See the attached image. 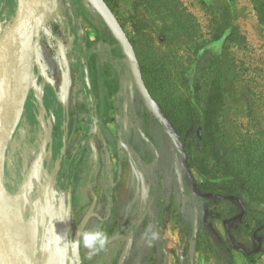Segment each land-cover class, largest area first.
Wrapping results in <instances>:
<instances>
[{
    "label": "rangeland",
    "instance_id": "obj_1",
    "mask_svg": "<svg viewBox=\"0 0 264 264\" xmlns=\"http://www.w3.org/2000/svg\"><path fill=\"white\" fill-rule=\"evenodd\" d=\"M106 1L136 43L150 86L155 87L156 71L167 76L176 95L188 90L185 78L191 75L197 85L209 75L218 77L225 93L222 121L227 136L234 143L251 137L264 147V26L251 0H180L196 17L198 44L205 47L199 55L196 45L169 53L163 36L150 26L143 28L160 22L145 14L144 20L136 18L137 0ZM17 9L18 0H0V42ZM226 9L235 33L226 42H216V20ZM137 25H142L140 34ZM21 56L9 66L11 86L15 78L21 83L18 102ZM158 58L166 69L155 67ZM47 90L51 103L63 105L57 108L66 134L60 135V145L67 137L64 159L59 145L54 152L48 150L43 113ZM29 95V111L8 149V195L2 201L22 196L23 218L37 232L34 264H264V202L247 196L239 185L232 192L197 172L195 160L203 153L201 114L183 134L162 124L164 133L144 105L121 45L86 0H53ZM97 131L101 135H89ZM92 137L96 158L89 147ZM118 139L133 155L118 149ZM138 159L147 166L145 172ZM212 166L209 162L210 170ZM89 229L107 233L106 249H73L80 233ZM55 234L63 237L59 247L52 243Z\"/></svg>",
    "mask_w": 264,
    "mask_h": 264
},
{
    "label": "trees",
    "instance_id": "obj_2",
    "mask_svg": "<svg viewBox=\"0 0 264 264\" xmlns=\"http://www.w3.org/2000/svg\"><path fill=\"white\" fill-rule=\"evenodd\" d=\"M251 1L260 24L264 26V0ZM134 10L139 20L153 17L160 22V25L146 24L143 28L150 26L158 35L163 36L169 53L176 48L189 50L196 45L195 54L199 55L200 51L205 49L201 46L202 43L198 44V39L201 37L196 17L181 6L180 0H137L134 2ZM230 21L231 13L226 9L222 17L216 20L214 41L226 42L234 35ZM140 26L142 25H137L139 34L142 29ZM132 44L136 51V43L132 42ZM139 63L144 77L147 68L140 60ZM154 64L158 69L167 68L166 62L159 58ZM152 76L156 79L155 87L150 86L149 80H145V83L161 106L167 126L170 125L177 134L181 135L195 125L198 114L203 118V125L198 131L203 153L195 160L197 172L203 177L216 180V184H220L218 187L226 185L232 192L237 191L239 185L246 190L247 196L264 202V147L251 137L234 143L227 136L229 133L222 121L226 100L221 80L209 75L201 85H197L199 83H195L191 75L190 78H185L189 83L188 90L185 93L179 91V95H176L177 91L173 92L172 88L168 87L167 76L162 77L157 71ZM159 98L163 103H160ZM209 162L213 163L211 170ZM214 169H217V172L212 175Z\"/></svg>",
    "mask_w": 264,
    "mask_h": 264
},
{
    "label": "water",
    "instance_id": "obj_3",
    "mask_svg": "<svg viewBox=\"0 0 264 264\" xmlns=\"http://www.w3.org/2000/svg\"><path fill=\"white\" fill-rule=\"evenodd\" d=\"M86 2L100 15L112 35L121 45L145 106L155 118L166 125L163 110L146 86L137 53L125 29L105 0H86ZM52 12L53 0H18V9L13 25L0 42V194L3 195H8L5 181L8 149L28 100L34 64L39 54L40 39L50 22ZM26 46H28L27 54L25 58H22L21 99L15 117L6 119L4 104L7 99L11 58L18 56ZM30 47L33 49L31 52ZM49 137L51 139V133ZM0 212V264H33L21 245L12 238L11 228L3 221L5 214L3 211ZM37 227L39 226L37 225Z\"/></svg>",
    "mask_w": 264,
    "mask_h": 264
},
{
    "label": "bare ground",
    "instance_id": "obj_4",
    "mask_svg": "<svg viewBox=\"0 0 264 264\" xmlns=\"http://www.w3.org/2000/svg\"><path fill=\"white\" fill-rule=\"evenodd\" d=\"M25 48L22 49V51L19 53L18 56H13L11 58V63L21 56ZM22 58H25L23 54L21 56V61H22ZM18 74L19 76H21L19 72ZM13 79H14L13 71L10 70V67H9V83L7 84V99L4 104L6 119H13L15 117L16 112H17V107L19 104L18 96H19L20 91L18 90H19V86L21 85V83L17 80L18 78H15V82L11 86ZM16 81H18V83H16ZM4 196L5 195L0 194V211H3L4 214L6 215V216L2 215L4 219L3 221L5 222V224H8V226L11 228L12 238L16 242H18L19 245H21L27 257L34 264L35 262L34 259L36 258L35 254L37 252V242H38L37 232H36V229L33 223L29 221H25L23 218V215H24L23 198L22 196L19 195V197H17L15 200L2 201V199L5 198Z\"/></svg>",
    "mask_w": 264,
    "mask_h": 264
},
{
    "label": "flooded vegetation",
    "instance_id": "obj_5",
    "mask_svg": "<svg viewBox=\"0 0 264 264\" xmlns=\"http://www.w3.org/2000/svg\"><path fill=\"white\" fill-rule=\"evenodd\" d=\"M92 8V7H91ZM93 9V8H92ZM94 10V9H93ZM95 11V10H94ZM96 12V11H95ZM97 13V12H96ZM98 14V13H97ZM99 15V14H98ZM100 16V15H99ZM102 19V18H101ZM108 28V27H107ZM109 29V28H108ZM111 32V31H110ZM114 37V36H113ZM115 38V37H114ZM138 57V56H137ZM139 60V59H138ZM128 61V60H127ZM131 70V69H130ZM132 73V72H131ZM143 74V73H142ZM133 77V75H132ZM134 80V78H133ZM145 81V79H144ZM135 82V81H134ZM136 84V83H135ZM147 86V85H146ZM148 88V87H147ZM49 89V88H47ZM139 91V90H138ZM140 93V92H139ZM30 96V95H29ZM155 99V98H154ZM88 103L90 104L89 108L91 110L94 109V106H95V103L92 99H90L88 101ZM158 103V102H157ZM35 104V103H34ZM33 104V105H34ZM43 104H44V109H43V113H44V120L46 122V125L48 127V150L49 148L51 147V149H55L58 145L60 146V148H58L59 150V154L61 156L62 159H64L65 157V153H66V149H67V137H63L62 138V142H61V145H60V141H59V138H60V135H66L64 133H62V128L60 126V119H59V112H58V108L57 107H60L63 108V105H61L60 101L58 103V101H55L53 103H51V101L48 99V90L45 91V95H44V99H43ZM60 104V106L58 105ZM159 104V103H158ZM145 105V103H144ZM146 107V106H145ZM161 107V106H160ZM57 108V109H55ZM147 108V107H146ZM148 109V108H147ZM149 110V109H148ZM27 111H29V105H28V102H26L25 104V107H24V112H23V115H26ZM90 112V110H89ZM153 117L155 118V116L153 115ZM155 120L162 126V130L164 133H167L165 130H164V127L162 125V123L157 119L155 118ZM51 130V132H50ZM139 131V134L141 135V137L147 141V138L146 136L143 134L142 131H140V129H138ZM51 133V139L49 137ZM84 134V133H83ZM82 134V135H83ZM163 134V133H162ZM89 135H101L98 133V131L95 133V134H89ZM117 135H121L120 131L117 132ZM164 135V134H163ZM140 144V142H138ZM95 145V141H94V137L90 138L89 140V147H90V150H91V155L93 158H96L98 153H97V149L96 147H94ZM117 146H118V149H121L123 148L125 145L123 143V141L121 139H118L117 141ZM126 151H128V154H132L133 155V152L130 151V149L128 147H124ZM54 152V150H53ZM138 164L141 166L142 170L145 172L146 171V165L144 163L141 162L140 159H138ZM60 174L61 172H58V178L60 177ZM183 174H178V181H179V185H180V188H184V180H183Z\"/></svg>",
    "mask_w": 264,
    "mask_h": 264
},
{
    "label": "clouds",
    "instance_id": "obj_6",
    "mask_svg": "<svg viewBox=\"0 0 264 264\" xmlns=\"http://www.w3.org/2000/svg\"><path fill=\"white\" fill-rule=\"evenodd\" d=\"M63 242V237L59 234H55L52 243L59 247ZM109 242V236L104 231H91L84 230L80 233L79 239L73 244V249L80 247L81 245L88 250H104Z\"/></svg>",
    "mask_w": 264,
    "mask_h": 264
}]
</instances>
